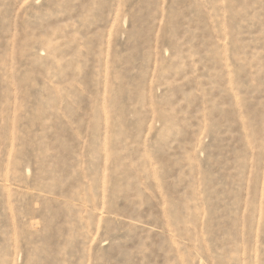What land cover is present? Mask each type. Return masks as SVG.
<instances>
[{
    "label": "rangeland",
    "instance_id": "374dc122",
    "mask_svg": "<svg viewBox=\"0 0 264 264\" xmlns=\"http://www.w3.org/2000/svg\"><path fill=\"white\" fill-rule=\"evenodd\" d=\"M0 264H264V0H0Z\"/></svg>",
    "mask_w": 264,
    "mask_h": 264
}]
</instances>
